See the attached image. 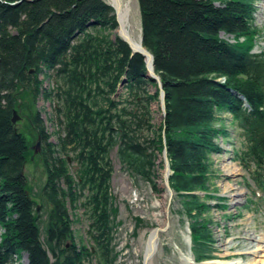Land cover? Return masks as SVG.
<instances>
[{
  "label": "trees",
  "instance_id": "obj_1",
  "mask_svg": "<svg viewBox=\"0 0 264 264\" xmlns=\"http://www.w3.org/2000/svg\"><path fill=\"white\" fill-rule=\"evenodd\" d=\"M259 1L138 0L142 44L165 93L159 121V85L146 58L116 34L105 0H0V264L23 253L28 264H117L114 150L122 170L157 192L167 152L195 260H214L213 156L224 152L215 140L230 139L221 114L241 130L246 148L238 158L248 171L254 166L264 192ZM40 98L52 106L53 133ZM15 110L41 144L37 155L35 140L12 121ZM32 156L46 175L37 195L24 173ZM133 220L137 237L146 224Z\"/></svg>",
  "mask_w": 264,
  "mask_h": 264
},
{
  "label": "rangeland",
  "instance_id": "obj_2",
  "mask_svg": "<svg viewBox=\"0 0 264 264\" xmlns=\"http://www.w3.org/2000/svg\"><path fill=\"white\" fill-rule=\"evenodd\" d=\"M216 1L218 4L219 0ZM133 12L134 14L136 12V14L131 17V25L135 30V36L141 38V16L138 0H134ZM256 25L261 30L262 37L259 39L254 52L260 54L264 52V0H260L257 4ZM45 86H48L47 82ZM37 107L42 112L48 130L50 132L54 131L53 126L47 119L52 112V106L40 98ZM156 109L160 112L157 118L160 121L162 119L161 107L157 106ZM19 118L16 124L17 129L25 134L29 141L33 142L35 139L28 123L22 116ZM221 118L224 120L223 125L230 133V139L224 141L219 137L215 140L224 152L213 156L214 169L218 172V177L215 183L216 190L213 192L216 199H211L213 210L210 218L212 219L213 245L208 247V252L214 260L221 259L220 254L224 252L221 248L223 243H226L232 237L241 238L247 229L256 235L264 234V192L259 189L253 179L254 166H252L251 171H248L238 158L246 148L244 138L241 135V130L234 127L235 124H231L230 117H222L221 115ZM33 145V149H35L36 140ZM111 155L115 168L112 189L120 209L118 220L122 223L117 236V239L121 241L119 250L122 252V256L117 264H145L144 260L150 235L156 228L163 225L158 221L160 217L156 215L162 210V208L154 205L157 200L165 202V207H170L171 220L169 227L168 225L165 226V228L168 227L167 231L161 233L159 237L155 256L150 263L146 264H184L185 259H191L192 257L195 260L193 254L195 249L192 246L190 230L185 223V219L181 218L179 214L180 202L175 194L173 198L167 196L164 169L161 172L162 178L157 180L160 190V192H157L145 182L131 177L122 170L117 157V150H114ZM235 170L237 172L233 174ZM24 173L33 193L35 195L40 194L46 183V175L42 164L38 160L33 161L31 159L25 164ZM237 192L244 193L241 197L242 202L239 204L233 203V194ZM220 205L227 206V211H220L217 207ZM135 217H140L146 224L139 230L137 237H133V218ZM75 229L81 230L80 235L85 236V226L78 225ZM234 250L238 251V249ZM233 259L231 257V259L226 260ZM19 263L24 264L25 262L22 259ZM196 264L199 263L196 262ZM203 264L213 263L206 262Z\"/></svg>",
  "mask_w": 264,
  "mask_h": 264
},
{
  "label": "bare ground",
  "instance_id": "obj_3",
  "mask_svg": "<svg viewBox=\"0 0 264 264\" xmlns=\"http://www.w3.org/2000/svg\"><path fill=\"white\" fill-rule=\"evenodd\" d=\"M107 3L112 7H114L115 10V15L117 14L116 18L118 21V30L116 34L118 36H122L125 39H127L130 43L131 46L134 50L140 51V52H145V48L143 44L141 43V38H137L135 36V30L132 28L131 25V17L134 14L133 12V3L134 0H106ZM135 7V6H134ZM136 9V8H135ZM136 14V12H135ZM134 14V15H135ZM142 32V28H141ZM131 48V47H130ZM147 67L149 68L150 71H153V65H152V59L151 57H147ZM155 71V70H154ZM219 81L224 82V79H219ZM159 108L161 107L162 110V105H161V96H160V104ZM245 106L247 107V103H245ZM16 111V110H15ZM17 112V111H16ZM159 112V111H158ZM163 112V114H162ZM18 114V112H17ZM160 114V112H159ZM14 115V113H13ZM222 117H230L231 123H233V117L231 114H221ZM165 116L164 111H161V118ZM221 117V116H220ZM14 118V116H13ZM13 121V119H12ZM18 123V122H17ZM16 123V124H17ZM56 129V128H55ZM54 129V130H55ZM53 133V131L51 132ZM55 137L52 136V141H55ZM38 144V142H37ZM41 146V144H40ZM36 147V146H35ZM36 151V150H35ZM163 162H164V155H163ZM164 175L168 174L170 176L171 171H167L164 168ZM237 170L234 171L233 174H235ZM175 193L172 191H169L167 189V196L172 197ZM243 192H237L233 194V200L235 204H239L242 202V196ZM165 203V202H164ZM164 203L160 200H157L154 205L156 207L162 208V210L159 213H155L158 218V221L163 224L162 226L158 227V230H154L150 238L148 240L147 244V249H146V257L148 259V263L151 262L153 257L155 256L157 249H158V243H159V237L161 233H165L169 227L170 224V207H165ZM164 217V218H163ZM168 225L167 228L165 226ZM222 250L224 251L223 253L220 254L221 259H216V260H211L207 261L213 264H264V234L261 235H256L255 233L250 232V230H246L243 233V236L238 237H232L230 238L226 243H223L221 245ZM234 249H238L236 252ZM234 250V251H233ZM233 257V260H226V259H231ZM239 257V258H238ZM25 262L24 264H28V257L27 254L23 253L22 258L19 255L14 256V263L13 264H20L19 261ZM206 263V262H204ZM184 264H196L194 258L192 257L191 259H185Z\"/></svg>",
  "mask_w": 264,
  "mask_h": 264
},
{
  "label": "water",
  "instance_id": "obj_4",
  "mask_svg": "<svg viewBox=\"0 0 264 264\" xmlns=\"http://www.w3.org/2000/svg\"><path fill=\"white\" fill-rule=\"evenodd\" d=\"M112 8L114 9L113 6H112ZM116 16H117V14H116ZM120 37L129 44V46L131 47L133 53H135V54L136 53L137 54H141L142 56H144L146 58V61H147V57L148 56L151 57V59H152V65H153V68H154L153 55L148 50L145 49V52L136 51V50H134L132 48L131 43L127 39H125L121 35H120ZM141 43H142V35H141ZM148 76L150 78H152L153 80H155L158 83V85H159V88L161 90V105H162V110L165 113V93L163 91V86L161 84L160 77L155 73L154 70L153 71H150L149 68H148ZM19 119L20 118H19L17 112L14 111L13 123L16 124L19 121ZM35 150H36L35 151V155H37L38 152H39V150H40V142H38V144L36 145ZM34 159H35V156L32 158V160H34ZM164 168L166 169V173H167V171L170 170L169 160H168V156H167V152L166 151L164 153ZM164 181H165V187H166V189H168L169 191H172V189L170 187V184H169V176H168V174L165 175ZM158 229L159 228H156L155 230H158ZM144 261H145V264L148 263L147 257H145V260Z\"/></svg>",
  "mask_w": 264,
  "mask_h": 264
}]
</instances>
